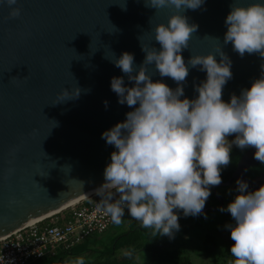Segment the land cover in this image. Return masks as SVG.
<instances>
[{
    "label": "water",
    "instance_id": "95a60500",
    "mask_svg": "<svg viewBox=\"0 0 264 264\" xmlns=\"http://www.w3.org/2000/svg\"><path fill=\"white\" fill-rule=\"evenodd\" d=\"M253 2L205 0L201 9L181 10L189 23L199 26L182 52L185 62L191 55L209 53H216L219 61L218 46L232 60L233 78L223 89L226 102L233 93L251 87L264 63L257 55L241 58L231 44L223 46L230 5ZM15 7L21 14L11 18ZM176 12L174 7L151 8L149 0H17L12 6L0 0V239L67 210L104 183L115 148L102 134L132 110L119 104L111 90L113 77H123L126 86H133L111 60L129 52L138 71L145 58L141 44L159 49L154 29ZM189 68L185 96L191 99L198 95L194 85L206 79V72ZM148 72L154 81L178 86L161 78L154 65ZM64 89L80 95L61 97ZM255 151L248 149L219 186L238 179L248 183L249 191L264 185V180L247 175L259 163ZM217 187L212 189L221 208L224 200Z\"/></svg>",
    "mask_w": 264,
    "mask_h": 264
},
{
    "label": "clouds",
    "instance_id": "9594fccd",
    "mask_svg": "<svg viewBox=\"0 0 264 264\" xmlns=\"http://www.w3.org/2000/svg\"><path fill=\"white\" fill-rule=\"evenodd\" d=\"M149 3L151 8L174 7L177 12L167 24L154 29L159 49L141 44L145 58L138 71L129 52L111 60L133 85L126 86L123 77H113L111 90L119 104L132 110L123 122L102 134L115 151L104 170V183L94 192L101 198L99 207L114 224L122 223L127 209L154 236L174 238L180 230L177 210L185 217L203 214L212 187L222 183V169L231 163L233 145L242 150L255 148L254 159L264 164V63L251 87L239 95L233 93L226 102L223 89L233 73L232 60L223 47L217 49L219 61L216 53L191 55L187 62L182 55L199 28L182 11L201 9L205 0ZM7 4L16 5L17 0H7ZM20 14L21 9L15 7L10 17ZM224 24L223 46L231 44L241 58L247 54L264 60V2L232 3ZM149 65L178 86L173 89L163 79L154 81ZM189 66L206 72V79L194 85L198 95L191 99L185 96ZM79 95L80 91L72 95L68 89L61 93L69 99ZM233 135L235 139L229 141ZM236 185L234 200L220 209L234 221L226 225L234 241L231 264H264V185L254 191L242 179ZM78 264H84L83 259Z\"/></svg>",
    "mask_w": 264,
    "mask_h": 264
},
{
    "label": "rangeland",
    "instance_id": "374dc122",
    "mask_svg": "<svg viewBox=\"0 0 264 264\" xmlns=\"http://www.w3.org/2000/svg\"><path fill=\"white\" fill-rule=\"evenodd\" d=\"M229 141L234 140L235 136L228 137ZM235 145L232 146V148ZM236 183L228 186H218L217 193L223 197L224 205L221 208H227L236 195ZM215 194V193H214ZM215 199L209 197L206 206L214 209L199 216H187L184 214L179 216L180 230L175 233L174 238H170L171 244L176 248L184 249V255L188 256L193 264H223L225 259L224 244H228L231 238V232L226 228L229 223H234L231 214L227 211L221 212L218 207H214L216 201H219L215 195ZM206 211V210H205ZM142 227L139 221L134 220L128 213L122 217L120 225L113 224L106 232L102 234H93L88 238V251L78 256H71L66 260V264H77L83 259L84 264L94 259L97 251L109 249L113 240L119 234L131 229L132 227ZM149 235L159 241L169 240L168 236H154L153 232ZM213 237V241L209 238ZM125 251H121L123 256ZM133 264H146L148 253L144 250L134 253Z\"/></svg>",
    "mask_w": 264,
    "mask_h": 264
},
{
    "label": "built area",
    "instance_id": "2783aa9c",
    "mask_svg": "<svg viewBox=\"0 0 264 264\" xmlns=\"http://www.w3.org/2000/svg\"><path fill=\"white\" fill-rule=\"evenodd\" d=\"M100 199L94 195L73 204L65 210L67 215L29 223L1 238L0 264H32L45 256L56 255L59 249L68 250L93 234L106 232L114 223L99 207Z\"/></svg>",
    "mask_w": 264,
    "mask_h": 264
},
{
    "label": "trees",
    "instance_id": "16d2710c",
    "mask_svg": "<svg viewBox=\"0 0 264 264\" xmlns=\"http://www.w3.org/2000/svg\"><path fill=\"white\" fill-rule=\"evenodd\" d=\"M248 149L250 148L242 150L237 146L231 149L232 160L229 166L222 169V181H228L233 172L236 170L239 160ZM247 175L251 179L264 177V164L259 162L256 166L249 168ZM211 193L210 197L217 200L213 189H211ZM220 197L223 199L221 195ZM215 206H220V201H216L214 207ZM211 210L214 209L206 206L203 210V214ZM177 211L179 216L183 215L182 210ZM67 214L68 211H64L63 213H58L55 216L62 217ZM151 232V229H145L139 226L132 227L131 229L116 236L109 249L97 251L96 257L88 261L86 264H133V255L140 250L146 251L149 255L146 264H193L191 259L187 255H184V249L176 248L171 244L170 238L169 240L159 241L149 235ZM209 238L213 241L212 236ZM87 241L88 239L82 243L76 244L68 250L59 249L56 255L45 256L34 261L32 264H66V260L69 257L78 256L89 250ZM233 244L234 241L230 238L229 243L223 245V248L225 249V258L227 256L223 264H231V261L234 259L230 253ZM121 251H125L123 256L120 255ZM129 253H131V255H129Z\"/></svg>",
    "mask_w": 264,
    "mask_h": 264
},
{
    "label": "bare ground",
    "instance_id": "6f19581e",
    "mask_svg": "<svg viewBox=\"0 0 264 264\" xmlns=\"http://www.w3.org/2000/svg\"><path fill=\"white\" fill-rule=\"evenodd\" d=\"M90 194H95V192L93 191V192H90V193H88V194L82 196L81 198L77 199V200L74 201L73 203L69 204V206H70V205H73V204H75V203H77L78 201H80V200H82V199H84V198H86V197H87L88 195H90ZM67 206H68V205H67ZM64 207H66V206H64ZM64 207H62V208H64ZM33 222H35V221H33ZM33 222H31V223H33Z\"/></svg>",
    "mask_w": 264,
    "mask_h": 264
},
{
    "label": "flooded vegetation",
    "instance_id": "af4514ba",
    "mask_svg": "<svg viewBox=\"0 0 264 264\" xmlns=\"http://www.w3.org/2000/svg\"><path fill=\"white\" fill-rule=\"evenodd\" d=\"M257 180H264V177H262V178H258Z\"/></svg>",
    "mask_w": 264,
    "mask_h": 264
}]
</instances>
